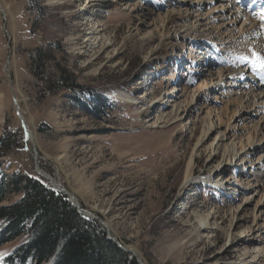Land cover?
Listing matches in <instances>:
<instances>
[{
  "label": "rangeland",
  "instance_id": "374dc122",
  "mask_svg": "<svg viewBox=\"0 0 264 264\" xmlns=\"http://www.w3.org/2000/svg\"><path fill=\"white\" fill-rule=\"evenodd\" d=\"M195 1L0 0V142L9 146L0 167L54 190L43 173L53 176L138 264H264V198L241 208L264 170L262 153L247 147L230 164L224 154L237 155L234 143L247 144L262 117L232 104L246 86L261 93L235 51L246 19L217 40L211 14L223 5L232 17L238 0ZM197 23V34L184 33ZM215 111L225 114L226 137L215 142V129L202 142ZM20 198L11 192L0 207ZM210 213L208 237L200 220ZM25 240L4 244L0 264Z\"/></svg>",
  "mask_w": 264,
  "mask_h": 264
},
{
  "label": "trees",
  "instance_id": "16d2710c",
  "mask_svg": "<svg viewBox=\"0 0 264 264\" xmlns=\"http://www.w3.org/2000/svg\"><path fill=\"white\" fill-rule=\"evenodd\" d=\"M6 144L0 142V158ZM11 192L21 198L0 207V248L18 238L26 240L3 264H27L30 259L46 264L53 257L55 264H138L107 238L97 221L81 215L65 194L35 177L7 176L0 167V205Z\"/></svg>",
  "mask_w": 264,
  "mask_h": 264
},
{
  "label": "bare ground",
  "instance_id": "6f19581e",
  "mask_svg": "<svg viewBox=\"0 0 264 264\" xmlns=\"http://www.w3.org/2000/svg\"><path fill=\"white\" fill-rule=\"evenodd\" d=\"M205 1L206 0H196L194 3L196 5L197 4L200 5L202 3H205ZM214 1L215 0H211V2H214ZM217 1H219V0H217ZM211 2H209V3L206 2L205 4L210 5ZM221 2H223V1H221ZM221 2H220V4H221ZM262 2H264V0H238L237 6L240 9L239 10L240 12H238V11L235 12L233 16L231 15L232 17H229V16L227 17L226 13H224V8L226 6H223V5H221L217 9H215V11H214V12H216L215 14H211V17L214 16V15L215 16H214L213 20L208 22V25L212 24V28H210L209 32L212 31V33H217L215 35L216 38L214 37L217 40H219L221 36H225V38L226 37H232L233 36L232 35L233 31L230 30L229 26L235 27L238 24V22H239L241 17L246 19V21L243 23V26L240 27L239 29L237 28L238 29L237 33L240 35L239 37H242V39H245L244 41L241 42L239 47H237V49L235 50L236 51V55L239 57V59H241V57H248L249 60H251L252 53L254 51L259 53V54H261V55H264V25H261V23H260L261 21L264 22V12H261V10L257 9V7L260 4L262 5ZM90 4L89 5L83 4V7L80 9V11H82L83 9H87L90 6ZM217 6H218V4H217ZM227 8H228V6H227ZM209 16L210 15H208L207 17H209ZM205 20H207V19H205ZM215 21H219V22H223V21L226 22L227 21V22H226V24L224 23L225 25H219V27H218V26H215ZM90 23H91V21H90ZM197 24H198V26H194V25L184 26V33L193 34V35L197 34L199 26H200V23H197ZM86 26H88V23L86 24ZM216 29L218 31H216ZM95 32H96L95 30L92 31V32H89V35L91 37H89L87 39L88 41H90L89 44H91V49H93V50L98 46L99 39H100L99 38V36H100L99 33L96 35ZM212 33H211V35H212ZM149 34H150V32L147 31V35H149ZM203 40L208 42V43H211V41L208 40V38H206V37H203ZM260 49H262V51H260ZM247 65L250 66V69L253 72H255V73L256 72L257 73L261 72L258 69H254L252 67V65L250 63H248V62H247ZM262 73H263L262 76H264V72H262ZM236 76H238L239 80H242L245 77V72L242 71V72H240V74H236ZM233 79H234V77H233ZM261 80H262V78H261ZM261 87H264V83L261 84ZM246 88H247L248 91L246 93H244V95H241V96L236 97L235 99H233L232 100V104L237 105V107L239 106L241 108L248 107L251 110V112H252V113L248 114V115H250V117L248 116V119L250 118L252 120V119H254V117H258L259 115H262V117L255 124V127L253 126L254 127L253 134L250 135V137L248 138L249 142H247V144L243 140H239L238 142L234 143V148L237 149V153H236L237 155L232 154V152H224L225 158L228 159V164L233 163L234 160H235V157L240 155L241 153L245 152L246 154H248L246 152L247 147L250 149V151L255 152L256 156H258L260 153H262V155L258 156V159L256 160L259 164L261 163V161H263L262 159H264V155H263V153H264L263 152V150H264V136L262 137V135L264 133V95H263V97L261 96V93L264 94V90H262L260 88L261 89L260 90L261 93L260 94H256L254 96L252 94V92L254 93L256 91V89H258V88L253 87L254 88L253 89L250 86H246ZM248 94H252L254 96V98H252L253 100L247 98ZM246 98L248 100H246ZM171 101L174 102L173 100H171ZM244 105H246V106H244ZM171 106H173V109L174 108L176 109L177 113H180V110H181L180 106H176L173 103H172ZM208 112H209L208 116H212V114H210V111H208ZM224 115L225 114H223L222 111H215V117H214L215 120L214 121L211 120L208 123H205L207 126L205 125L206 128L202 132V136H201L200 141L204 142L205 139L207 137H209V135H211L214 132L215 129L218 130V133L215 136V142L217 141L216 139H217L218 136H220L219 137L220 142L224 141V138L226 137V133H225L226 131L224 133H222L221 130H220L221 128L224 127L223 126V122H224L223 120L225 118ZM163 119L165 120V118L163 116L159 118L160 121L163 120ZM233 119L230 120V121L232 122ZM241 119H242V116L237 118L235 120V123H238L239 120H241ZM157 122L154 123V126L157 124ZM231 122L229 124H231ZM235 127L237 128L238 125L235 126ZM28 131H30V129H28ZM32 134L33 133H30V136H29L30 140L31 139L33 140ZM215 142H214V145H215ZM255 143H258V144L261 143V145H258V147H254ZM218 146H219V144H217V147H216L215 151L217 150V148L220 149V146L219 147ZM238 150H241V151L239 152ZM226 153H229L230 155L226 154ZM215 155L217 156L216 153H215ZM59 160H57V161H59ZM235 165H237V162H235ZM43 175H44V178L48 179L52 183V185L55 184V187H59L58 181L53 176H51L50 174H47L46 172H45V174L43 173ZM258 176H259L258 177V181H256L257 184L256 185H249L247 190L246 189L244 190V193H245V191H248V189H252L254 187V189L250 190V192H247L246 198H245L244 202L242 203L241 208L243 206H245V209H246V206L251 204L256 199V197L259 196V194H261V196L264 198V188H263V190L260 189V186H262V184L264 183V170ZM218 186L222 187V188L224 187L222 185H218ZM72 200L76 201L79 204V206H81V202L79 201V198H78L77 195L74 194V197H73ZM261 202H262V200H261ZM87 213L89 214L90 211L87 212ZM210 218H211V220L214 219V216H212V213H210L207 217L201 218V220H200L201 221V225H202L201 229L202 230L204 229L203 231L205 233H207L206 236H208V237H209L210 231L212 230V228L208 224ZM236 219H237V217H236Z\"/></svg>",
  "mask_w": 264,
  "mask_h": 264
},
{
  "label": "snow or ice",
  "instance_id": "6c2138e0",
  "mask_svg": "<svg viewBox=\"0 0 264 264\" xmlns=\"http://www.w3.org/2000/svg\"><path fill=\"white\" fill-rule=\"evenodd\" d=\"M241 59L244 60L245 62L250 63L254 69H258L264 72V55H261L254 51L252 53L251 60H249L248 57H241Z\"/></svg>",
  "mask_w": 264,
  "mask_h": 264
},
{
  "label": "water",
  "instance_id": "95a60500",
  "mask_svg": "<svg viewBox=\"0 0 264 264\" xmlns=\"http://www.w3.org/2000/svg\"><path fill=\"white\" fill-rule=\"evenodd\" d=\"M17 110H18V113H20V109H19L18 104H17ZM23 128H24V131L26 132V137H27V139H29L30 133H32V132H31V131H28V128L26 127V123H25L24 120H23ZM37 173H38V172H37ZM52 186H53V188H54L55 191H57V192H61V193H64V194H66L67 196H69V197H70V201H72L73 205H75V207L80 211V213H81L83 216H85V217H87V218L91 217L90 215L87 216V215H85L84 213H82L79 204H78L76 201H73V200H72L74 196L71 195L68 191H66V190H64V189H60V187H55V184L52 185Z\"/></svg>",
  "mask_w": 264,
  "mask_h": 264
}]
</instances>
